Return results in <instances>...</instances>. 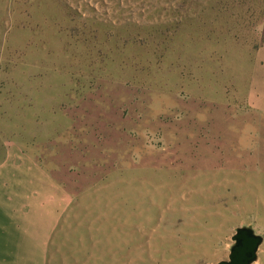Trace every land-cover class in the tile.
Masks as SVG:
<instances>
[{
	"label": "rangeland",
	"instance_id": "374dc122",
	"mask_svg": "<svg viewBox=\"0 0 264 264\" xmlns=\"http://www.w3.org/2000/svg\"><path fill=\"white\" fill-rule=\"evenodd\" d=\"M263 46L264 0H0V164L63 191L45 264H218L237 228L264 239Z\"/></svg>",
	"mask_w": 264,
	"mask_h": 264
},
{
	"label": "crops",
	"instance_id": "0c3cea01",
	"mask_svg": "<svg viewBox=\"0 0 264 264\" xmlns=\"http://www.w3.org/2000/svg\"><path fill=\"white\" fill-rule=\"evenodd\" d=\"M250 98L264 111V46L257 54ZM32 166L29 157L17 152L0 164V264H45L58 215L64 211L62 189L60 198L43 200L40 192L45 186L38 183Z\"/></svg>",
	"mask_w": 264,
	"mask_h": 264
},
{
	"label": "water",
	"instance_id": "95a60500",
	"mask_svg": "<svg viewBox=\"0 0 264 264\" xmlns=\"http://www.w3.org/2000/svg\"><path fill=\"white\" fill-rule=\"evenodd\" d=\"M229 260L218 264H253L258 259V251L263 244V237L256 234L250 227H239L232 237Z\"/></svg>",
	"mask_w": 264,
	"mask_h": 264
}]
</instances>
